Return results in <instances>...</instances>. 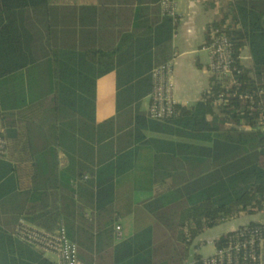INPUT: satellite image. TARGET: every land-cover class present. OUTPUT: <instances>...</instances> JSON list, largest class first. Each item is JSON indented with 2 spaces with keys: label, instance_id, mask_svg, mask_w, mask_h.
Listing matches in <instances>:
<instances>
[{
  "label": "trees",
  "instance_id": "obj_1",
  "mask_svg": "<svg viewBox=\"0 0 264 264\" xmlns=\"http://www.w3.org/2000/svg\"><path fill=\"white\" fill-rule=\"evenodd\" d=\"M159 1L0 0V264H55L12 237L20 218L63 227L86 264H200L190 248L203 231L264 212V127L256 103L238 97L264 88V0H227L204 30L230 39L239 87L209 77L197 102L177 103L162 121L142 109L177 27ZM81 72L114 75L126 130L77 114ZM254 99L264 103V91ZM140 145L153 148L152 190L141 201L153 223L115 242V179L133 169ZM258 255L242 264H259Z\"/></svg>",
  "mask_w": 264,
  "mask_h": 264
},
{
  "label": "crops",
  "instance_id": "obj_2",
  "mask_svg": "<svg viewBox=\"0 0 264 264\" xmlns=\"http://www.w3.org/2000/svg\"><path fill=\"white\" fill-rule=\"evenodd\" d=\"M180 1L182 3H179L177 0L179 19L177 20V27L173 32L171 42L173 52L176 53L171 76L176 102L183 105H192L209 88V76H207L203 69L210 59L209 51L206 48L207 36L204 35V30L207 24L212 22L220 14L223 2L222 0L221 2L219 0ZM207 7L211 9V12H207ZM241 57L242 62L247 65L249 62L247 51H244ZM81 75V79L83 78L81 81V115L79 113L78 96L76 98L77 114L81 118L91 122H99L103 119L113 118L116 119V128L118 131L126 130L123 129V124L124 122L126 123L125 126L128 124L126 122L128 112L125 110L119 112L116 107L117 90L114 85V75L108 73L101 77H93L83 72H81ZM106 75H109L107 81L104 80L105 78L103 79ZM100 79H103L102 81H105L109 85L108 96L112 97L111 106L106 110L102 118L99 115L98 102L96 103V99L92 100L90 95V91L94 90L96 86V81H101ZM145 101L147 104L146 107H143ZM148 101L149 95L142 100V109L146 112ZM94 104L95 106L93 107ZM129 114L132 116L131 113ZM144 134L147 137H164L146 130ZM60 160L62 164L65 163L63 157ZM152 164V146L140 145L137 150L133 169L115 179L114 208L117 211L118 217L116 224L119 223L122 232L120 240H115L113 236L115 242L128 239L137 231L141 230L140 228L147 227L153 223V217L141 202L146 194L152 190ZM263 215V212L242 214L238 217L225 220L203 231L194 242L199 244L204 240L214 241L220 235L233 231L243 224L249 222L259 223ZM198 244H195L194 247ZM258 250L259 264H264V239L260 241ZM45 257L53 262L55 261V257L52 254L45 253Z\"/></svg>",
  "mask_w": 264,
  "mask_h": 264
},
{
  "label": "built area",
  "instance_id": "obj_3",
  "mask_svg": "<svg viewBox=\"0 0 264 264\" xmlns=\"http://www.w3.org/2000/svg\"><path fill=\"white\" fill-rule=\"evenodd\" d=\"M160 11L163 15L177 21V0H160ZM209 51V62L204 66V72L209 77L223 81L227 88L239 87L240 81L236 76L238 70L233 61L232 44L227 35L218 29H211L206 41ZM176 53L164 63L151 70L152 89L149 94L147 116L152 120H166L177 114V102L174 97L172 81V67ZM264 91L238 93L239 98H245L256 103L258 110V124L264 127V103L255 101V94ZM7 151L5 138L0 133V158ZM264 214V212H263ZM88 214H86L87 216ZM115 240L122 236L121 226L117 223L113 233ZM12 237L40 252L52 254L55 264H86L77 257L76 246L67 238L64 228L49 231L32 225L20 218L12 232ZM264 239V215L256 225L243 224L232 231L225 246L215 248L207 256H201L200 264H242L245 260H254L260 241Z\"/></svg>",
  "mask_w": 264,
  "mask_h": 264
},
{
  "label": "rangeland",
  "instance_id": "obj_4",
  "mask_svg": "<svg viewBox=\"0 0 264 264\" xmlns=\"http://www.w3.org/2000/svg\"><path fill=\"white\" fill-rule=\"evenodd\" d=\"M226 1L227 0H222V2H223L222 8H223L224 4L226 3ZM178 2L182 3L180 0H178ZM219 2H221V0H219ZM207 12H211V9L208 7H207ZM81 77H82L81 73L78 74L77 81H76L80 115H81V81L83 80V78L81 79ZM107 78H109V75H106L105 77H103V79L106 81L108 80ZM103 79H100V80L102 81ZM101 81H96V86H95L94 90L90 91V95H91L92 100L96 99L95 100L96 103L98 102L97 104H98V108H99L100 118L104 117V113L111 106V102H112V97L108 96L109 95L108 94L109 93V85L105 81H102V82ZM97 104H96V106H97ZM146 104H147V102L145 101L143 103V107H146ZM94 106H95V104L93 105V107ZM144 227H146V226H144ZM144 227H142V228H144ZM142 228H140V229H142ZM197 241H199V240H197ZM195 244H198V243L194 242L192 247L190 248V251L197 253L200 256H207V255H210L211 253H213L215 251V243L212 240H207V241L204 240V241L200 242L196 247H194ZM192 255H193V253H192ZM193 262L194 261L192 259V256H190L189 264H191Z\"/></svg>",
  "mask_w": 264,
  "mask_h": 264
}]
</instances>
